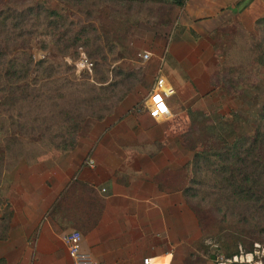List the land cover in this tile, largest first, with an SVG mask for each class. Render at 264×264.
Instances as JSON below:
<instances>
[{"label": "crops", "instance_id": "crops-1", "mask_svg": "<svg viewBox=\"0 0 264 264\" xmlns=\"http://www.w3.org/2000/svg\"><path fill=\"white\" fill-rule=\"evenodd\" d=\"M171 14L173 32L160 28L143 47L120 53L127 61L124 53H136L150 87L161 77L171 88V118L154 122L136 109L149 90L141 98L134 90L122 100L125 111L84 122L72 151L19 160L4 171L0 196L12 214L0 241L5 264H72L61 241L70 231L95 264L203 263L196 251L202 232L180 192L193 154L184 148L188 114L210 100L216 64L209 33L252 30L264 18V0H185Z\"/></svg>", "mask_w": 264, "mask_h": 264}, {"label": "trees", "instance_id": "trees-1", "mask_svg": "<svg viewBox=\"0 0 264 264\" xmlns=\"http://www.w3.org/2000/svg\"><path fill=\"white\" fill-rule=\"evenodd\" d=\"M55 1L69 14L50 9V0H0V184L2 173L19 160L50 150H73L83 123L101 122L111 115L134 87L132 81L139 79L138 72L112 66L119 59L115 46H103L97 28L120 35L136 24L133 7L154 4L165 5L160 25L166 26L171 10L181 8L185 0ZM252 30L256 37L247 52L264 82V18ZM223 35L220 30L209 33L215 48ZM32 43L40 51L52 47L56 55L72 60L80 50L91 65V77L62 76L60 62L34 61L29 53ZM188 120L185 146L192 150L198 144L202 150L193 152L182 169L180 192L185 204L200 230L216 231L217 258L252 254L258 245L264 264V90L248 135L236 132L243 123L236 114L223 119L192 112ZM11 216L0 196V241L7 237ZM207 250L204 244L196 246L199 253ZM0 264H5L3 259Z\"/></svg>", "mask_w": 264, "mask_h": 264}, {"label": "rangeland", "instance_id": "rangeland-1", "mask_svg": "<svg viewBox=\"0 0 264 264\" xmlns=\"http://www.w3.org/2000/svg\"><path fill=\"white\" fill-rule=\"evenodd\" d=\"M47 6L57 12L62 11L66 14H69L68 9L55 0H50ZM165 9V5L163 4H154L150 7H133L131 13L134 14L133 19L136 21V24L126 28L120 35H115L111 31L103 28H97V32L101 39V44L105 46L108 43H112L115 46L114 53L119 59L118 62L112 66H115L121 70L139 73V79L132 81L135 83V85L130 91L132 92L135 90V96H139V98L143 97V94L147 90L151 89L150 85L152 81L147 79L145 74L143 75L141 70L145 69V65L141 67L142 64L137 59L136 53H132L131 51L129 53H124L125 56H127V59H129V61H127L121 58V54L123 53L122 49L126 48L127 46L134 47L137 43V48L143 47V44L148 41L149 34L152 32H155L156 34L157 32L161 31H168L170 33L173 32V30L176 29V26H174L176 17H174L171 12L168 16L169 24L166 26L160 25V22L162 21V14ZM160 28H164V30L160 31ZM223 34V36H220L217 39L218 46L215 48L211 44L210 49L216 64V70L211 76L212 89L209 94L210 100L208 103L199 104L198 107L194 106L191 109L193 114L195 112H199L210 118L215 115L220 116L223 119H230V115L236 114L240 119L243 120L241 126L236 128V132L238 134L248 135L254 126L255 114L258 111L264 90L262 71L259 67H257V65H255L249 53L247 52V47L253 42V38L256 37V33L253 30H250L236 33L224 32ZM168 43L169 41L167 40L166 46H168ZM29 53L34 61L45 59L50 62H60L62 64L60 73L64 71L62 76L74 75L77 80H81L83 78L89 79L91 77V65L89 67V71L85 69V64H82V61H84L86 64L90 63L80 50L78 52V57L75 60H72L69 57H61L56 55L52 47L44 51H40L36 47V44L32 43ZM129 93H127V95ZM117 95L119 96L120 94L117 92ZM147 95L148 94H146V96ZM124 98L122 100H124ZM145 98L146 97L142 98L143 100L141 99L140 105H136V109L142 108L145 112L143 107V101ZM125 109L126 104L124 105L121 101L116 105V108L113 110L111 115L117 110L121 112L125 111ZM86 121L94 120L87 119ZM189 132L190 130L188 126L184 134V148L185 145L188 144V136L190 134ZM76 135L74 136V139ZM201 150L202 146L198 144L192 149L193 152ZM51 151L56 150H50L47 152ZM186 151L192 154L190 151ZM56 152L61 153L59 151ZM10 164L11 163H8V165ZM200 231L202 232L203 238V241L200 244L208 246V250L205 251L204 254L200 253L203 256V259H201L203 263L200 262V264H204V262H207V264H225L229 262L261 264L259 258L262 255V250L258 249V245L254 246L255 251L252 254H242L240 252L239 256L232 257L231 260L226 261L221 260L220 256L217 258L216 254H218V247L215 245L216 231L210 228H203Z\"/></svg>", "mask_w": 264, "mask_h": 264}, {"label": "built area", "instance_id": "built-area-1", "mask_svg": "<svg viewBox=\"0 0 264 264\" xmlns=\"http://www.w3.org/2000/svg\"><path fill=\"white\" fill-rule=\"evenodd\" d=\"M149 57L150 56L147 53L138 56L143 62L147 61ZM82 64H85V69L89 71L90 64H86L84 61H82ZM172 93L171 88L166 84L163 78L157 77L149 90L147 97L143 101V107L148 118L154 122H161L171 118L166 99L169 98ZM84 165L92 167L93 162L92 160L87 159L84 162ZM80 239L81 236L76 231L67 232L61 237L62 244L70 257L72 264H95L88 254L80 250ZM148 262V259L142 260L143 264H147Z\"/></svg>", "mask_w": 264, "mask_h": 264}]
</instances>
